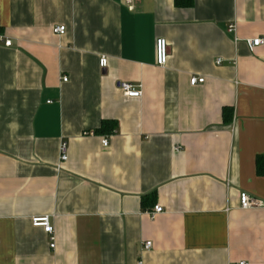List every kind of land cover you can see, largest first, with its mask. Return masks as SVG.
<instances>
[{"label":"crops","instance_id":"0c3cea01","mask_svg":"<svg viewBox=\"0 0 264 264\" xmlns=\"http://www.w3.org/2000/svg\"><path fill=\"white\" fill-rule=\"evenodd\" d=\"M135 7L0 0V264H264V0Z\"/></svg>","mask_w":264,"mask_h":264},{"label":"built area","instance_id":"2783aa9c","mask_svg":"<svg viewBox=\"0 0 264 264\" xmlns=\"http://www.w3.org/2000/svg\"><path fill=\"white\" fill-rule=\"evenodd\" d=\"M126 6L130 11H134L136 0H124ZM66 31V26L61 25V26H56L54 28V32L56 34H64ZM228 31L231 33H234L236 31V25L235 24H230ZM0 41H2V38L0 37ZM250 46L256 47V46H261L264 45V38H254L253 40L249 41ZM5 45L6 46H11L12 41L11 40H5ZM156 51H157V64L161 66H165L168 56H169V50H168V43L166 38H159L156 40ZM221 59H218L217 63H220ZM107 65V57H102L100 59V67L106 68ZM64 80L66 81L67 78L65 77ZM205 79L203 77H198V76H193L191 77V85L195 86L199 83H204ZM118 89L121 93L128 97L136 98V97H141L142 96V85H134L132 83L126 82V81H121L118 84ZM94 133V132H93ZM90 133V134H93ZM103 145L105 147H108L110 144L109 138L105 137L103 140ZM68 143L64 142L61 146V161L64 162L65 160L68 159ZM240 207L241 209H257L258 207H264V201L256 198L253 195H250L246 191H242L240 193ZM164 211L163 207L161 205H155L154 209L152 211H148V214L151 216L152 219L156 217V215L161 214ZM33 225L35 227L41 226L44 228V231L47 232V234L50 237L51 241V247H55V230L53 225L50 222V217H36L33 219ZM145 249H150L152 247V242H145ZM143 262L141 261L140 264ZM238 264H248L247 262H239Z\"/></svg>","mask_w":264,"mask_h":264},{"label":"trees","instance_id":"16d2710c","mask_svg":"<svg viewBox=\"0 0 264 264\" xmlns=\"http://www.w3.org/2000/svg\"><path fill=\"white\" fill-rule=\"evenodd\" d=\"M176 4L178 5H181V6H187V7H190V6H193V0H176ZM109 133H112L115 131V125L113 124H110L109 122H103L102 124V127L101 129H99L97 132H108ZM264 162V157H260L258 158V161H257V166H258V172L259 174H264V164H262Z\"/></svg>","mask_w":264,"mask_h":264}]
</instances>
